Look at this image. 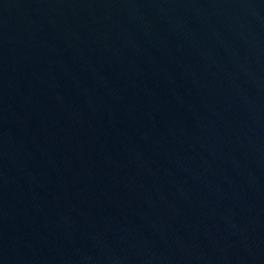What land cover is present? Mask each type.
<instances>
[{
    "label": "water",
    "instance_id": "1",
    "mask_svg": "<svg viewBox=\"0 0 264 264\" xmlns=\"http://www.w3.org/2000/svg\"><path fill=\"white\" fill-rule=\"evenodd\" d=\"M0 264H264V0H0Z\"/></svg>",
    "mask_w": 264,
    "mask_h": 264
}]
</instances>
